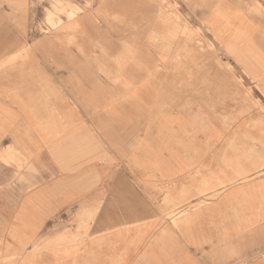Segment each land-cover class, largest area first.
Masks as SVG:
<instances>
[{
	"label": "crops",
	"instance_id": "0c3cea01",
	"mask_svg": "<svg viewBox=\"0 0 264 264\" xmlns=\"http://www.w3.org/2000/svg\"><path fill=\"white\" fill-rule=\"evenodd\" d=\"M91 1L124 4L112 14L134 20L125 44L111 41L90 11L77 17L76 38L39 34L19 43L21 32L9 28V76L0 75V259L264 264V177L229 185L221 173L228 163L234 172L254 163L222 155L236 141L254 146L249 119L231 124L229 138L221 132L223 117L236 112L232 101L246 99L239 78L264 87V0H216L208 12L205 3L204 35L240 73L207 72L202 58L197 76L189 74V43L164 54L168 46L144 42L175 29L159 25L153 2ZM9 2L37 3L9 17L29 26L36 16L45 28L46 0ZM173 50L186 52L176 70ZM193 200L204 202L174 228L167 210Z\"/></svg>",
	"mask_w": 264,
	"mask_h": 264
},
{
	"label": "rangeland",
	"instance_id": "374dc122",
	"mask_svg": "<svg viewBox=\"0 0 264 264\" xmlns=\"http://www.w3.org/2000/svg\"><path fill=\"white\" fill-rule=\"evenodd\" d=\"M147 1L153 2L151 4L155 5L159 10V13H161L159 14V16H162V18H158V21H162L163 24L159 25L175 27L172 34L166 33L162 35H146L144 42H147V47L149 49V42L153 47H155L156 45L158 47L160 45H162L161 47L168 46L161 53L170 54L171 51L169 48L170 46H172V44H174L175 49V43H181V41L187 42L190 44L191 48V50L189 51V74L191 76H197L198 74L204 73L205 68L207 72L212 70L214 74L238 75V73H240L236 72L235 68H232V66L225 60L218 59L219 53L217 52V50H215L214 45L207 38V36L204 35V31H208L206 27L207 18L205 19L198 17L200 10L204 8L205 3L206 11L208 12V10L213 7L216 0H200V2H198V0H190L189 2L186 1L184 3L174 2L172 0ZM147 5L150 4L147 2L143 3V6ZM36 6L37 3L21 4L9 2V0H0L1 76H9V36L10 39L13 38V36L9 35V28L11 29L13 26L19 29V31L21 32V34L17 35L16 37L19 43H26L29 36L33 35L36 37L39 34L42 36L46 35V37H51L55 40L60 35L66 33L70 35L69 37L76 38L79 37L81 33H83L82 26L79 24L77 17L81 12L90 11L94 14V18L92 20L94 24L104 26L106 28L105 32L111 39V41L118 42L119 44H125L126 39L133 36L132 32L130 33V31L128 30L129 26L132 25L131 22L134 21L133 19L119 20L113 17L112 12L120 11L123 9L124 4L121 3L102 4L100 2H93L91 0H46V14L45 20H43L46 25L45 28L41 26L40 29L38 28L36 16H31L32 19H28V23L29 21L31 22L29 26H27V23H24L23 26L18 25V21L15 18L9 17V10H36ZM185 9H187L188 11ZM103 12L107 13L104 15ZM101 14L106 17L101 18ZM109 15L113 18L108 17ZM95 16L99 17L95 18ZM63 21H66V23H64ZM119 30L125 33L119 34ZM107 32H109V34ZM138 37H140V35ZM185 53V51L173 50L172 63L175 70L177 69L176 66L178 65L180 66V68L182 67V61L184 60L183 58L185 56ZM202 58L209 59V61H207L208 59L204 60L205 68H203L204 66H202L203 63L199 61V59ZM162 70L164 69L162 68ZM164 71L166 74H168V70ZM237 89L245 93L246 99H238L235 102L232 101L236 112L232 115H226L223 117L224 125L221 132L222 138L230 137L229 135L232 132H229L228 128L231 126V124L239 121L240 119H249V122L253 125L254 130V135L252 138L254 146L244 147L240 145V141H236L237 145H233L235 143L234 142L223 146L222 155L223 157H227L232 160H234L235 158L236 160H238L239 158H244V161H248L250 157H252L253 159H251L254 160V163L250 166V168L244 169V171L238 170V172L233 171V168L236 167L235 163H228L227 165H223L221 173L223 175L226 174L227 176H229L225 178V182H227V184L229 185H233V183H244L252 178L264 177V146H262L261 144V138L264 135V98L262 99V95L264 96V87L260 81L254 80L251 83H248L242 82L239 78ZM241 101H243V103L245 102L246 104H241ZM240 133L242 132H237V135H240ZM237 137L239 138L240 136ZM210 190L212 191L214 190V188L207 189L206 192H204L207 193ZM203 193L197 194L196 197H202L200 195H203ZM211 198H213V196ZM197 201L198 200H193L192 202H188V204L184 205L183 202L174 203L167 210V217L171 218V224L174 228H177L179 226L180 221L183 220V218H188L191 216V214H195L199 211L201 205L203 204L202 202L204 201L199 202V204ZM195 202H197V204L193 206ZM190 209H193L194 211L190 213ZM14 262L15 261L12 260L9 263V259H0V264H13Z\"/></svg>",
	"mask_w": 264,
	"mask_h": 264
}]
</instances>
